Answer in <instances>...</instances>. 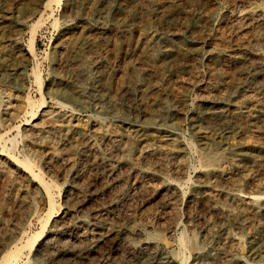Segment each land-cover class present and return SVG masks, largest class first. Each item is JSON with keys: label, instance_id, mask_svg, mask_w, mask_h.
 <instances>
[{"label": "rangeland", "instance_id": "rangeland-1", "mask_svg": "<svg viewBox=\"0 0 264 264\" xmlns=\"http://www.w3.org/2000/svg\"><path fill=\"white\" fill-rule=\"evenodd\" d=\"M45 1L0 0V264H264V0Z\"/></svg>", "mask_w": 264, "mask_h": 264}, {"label": "bare ground", "instance_id": "bare-ground-1", "mask_svg": "<svg viewBox=\"0 0 264 264\" xmlns=\"http://www.w3.org/2000/svg\"><path fill=\"white\" fill-rule=\"evenodd\" d=\"M61 1L62 0H46L45 2H44V4H43V6H42V8L45 10L46 9V7H49V5H51V3L52 2H56L57 4H60L61 3ZM86 16V15H85ZM246 18V17H245ZM244 19V18H243ZM41 19H39L37 22H36V24L37 23H39V21H40ZM2 21V20H1ZM35 24H33L32 26H31V37H30V50H31V52H32V61H34L35 60V49H34V39H35V32H36V30H35ZM168 39V38H167ZM15 40V39H14ZM10 41V40H9ZM163 42L164 43H168L169 42V40L167 41L166 39H164L163 40ZM14 44V43H13ZM163 44V43H162ZM62 45V44H61ZM165 45V44H164ZM64 46V45H63ZM14 48V47H13ZM2 49V48H1ZM1 49H0V51H1ZM4 49V48H3ZM3 51V50H2ZM11 51V50H10ZM7 52H8V49H7ZM28 53V52H27ZM11 55V54H10ZM28 55V54H27ZM52 55H53V59H55V48H54V50H53V52H52ZM82 56V55H81ZM6 57V56H5ZM59 57V56H58ZM90 59V58H89ZM100 59V58H99ZM28 60V59H27ZM85 60V59H84ZM81 62V61H80ZM261 62V61H260ZM264 62V61H263ZM7 63V62H6ZM5 63V64H6ZM84 63V62H83ZM88 64V63H87ZM89 65V64H88ZM8 67V66H7ZM13 67V66H12ZM264 69V64H260L259 63V65H257L256 67H255V70H258V69ZM6 69V68H5ZM22 69V68H21ZM6 70H8V68L6 69ZM13 71V70H12ZM18 71H16V73H17ZM23 72V71H22ZM81 73V75L82 74H84V72L83 71H81L80 72ZM248 73H249V71H248ZM32 74H33V79H35V82L38 84V87H39V90H40V92H41V98H40V100H35V99H33V97H31L30 95H26V96H24L23 97V100H22V102H23V109H22V113L24 114V115H27V114H30L32 117H34L35 115H36V113H37V111H38V109L40 108V109H42V107L44 106V99H43V93H42V86H43V81H42V78H41V75H40V72L38 71V69H37V66L36 65H34V67H33V69H32ZM87 74V73H86ZM13 75V74H12ZM27 75V74H26ZM89 75V74H88ZM78 76H80V75H78ZM254 76H256V72H254V73H252L251 74V80H253L254 79ZM5 78V77H4ZM22 78H23V75H22ZM73 78V77H72ZM81 78V77H80ZM84 78V77H83ZM250 79V78H249ZM23 81V80H22ZM54 81V80H53ZM73 82V81H72ZM76 82V81H75ZM23 83V82H22ZM67 88V87H66ZM75 88V87H74ZM77 88V87H76ZM76 92V91H75ZM75 95V94H74ZM54 96V95H53ZM63 96L65 97V98H71V97H73L72 96V94H71V92H67V91H65L64 93H63ZM1 97V96H0ZM78 97V96H77ZM74 98V97H73ZM104 99V98H103ZM59 104H62L63 106H67L68 107V103H66V102H64V101H60L59 99H57L56 100ZM112 103V102H111ZM228 103V102H227ZM2 104V103H1ZM226 104V103H225ZM229 105V104H228ZM5 106H6V104H5ZM115 106H118V105H115ZM104 108H106V109H108L107 107H104ZM1 109V108H0ZM112 109V108H111ZM4 110V109H3ZM8 110V109H7ZM6 110V111H7ZM109 110V109H108ZM259 110V109H258ZM112 111L116 114V115H118L119 114V111L117 110V109H115V108H113L112 109ZM257 113V112H256ZM8 114H9V116H13V112H9L8 111ZM230 114V113H229ZM228 114V115H229ZM259 114V113H258ZM199 115V114H198ZM210 115V114H209ZM237 115V114H236ZM8 116V115H7ZM145 116V115H144ZM150 116H151V114H150ZM205 116V115H204ZM221 116H223V115H221ZM199 117V116H198ZM227 117V116H226ZM258 117V116H257ZM229 118H231V117H229ZM235 118V117H234ZM141 119V118H140ZM119 120V119H118ZM151 120V119H150ZM228 120H230V119H228ZM194 122V121H193ZM126 123V122H125ZM145 123H148V122H145ZM167 123V122H166ZM153 124V123H152ZM136 129H133V130H136V131H139V130H144V129H146V124H144V123H142V124H137L136 125ZM166 129H168V128H166ZM235 130V129H234ZM178 134V133H177ZM3 139V136H0V142H1V140ZM225 139V138H224ZM10 140V147H9V149H15L16 148V145H17V138L16 137H14V138H12V139H9ZM5 141V140H4ZM6 143H8V142H6ZM210 145V144H209ZM4 147V146H3ZM5 147H6V144H5ZM213 147V146H212ZM219 147V146H218ZM209 150V149H208ZM214 151V150H213ZM125 153V152H124ZM220 153V152H219ZM126 154V153H125ZM212 154V153H211ZM218 154V153H217ZM202 156V155H201ZM204 156H205V154H204ZM206 156H207V154H206ZM9 157L10 158H13L14 156L12 155V154H10L9 153ZM212 157V156H211ZM9 158V159H10ZM120 158H121V156H120ZM204 159H205V157H203ZM208 158V157H207ZM210 160V159H209ZM17 161V160H16ZM19 161V163L24 167V168H26L27 170H29L31 173V175L32 176H34L37 180H39V183H41L42 185H43V187L45 188V190H46V192H47V194H48V196L47 197H49V206H50V208H52L54 205H55V200H54V197L52 196V194L50 193V188H51V184L49 183V182H46L45 180H44V178H43V176L40 174V173H37V172H35L34 171V164H32V160H31V158H29V157H27L26 155H24V158H23V160H18ZM245 196H247V195H245ZM258 210V209H257ZM49 211V210H48ZM52 213V212H51ZM51 213H48L44 218H43V223H42V231H43V229L45 228V226H46V223L47 222H49V219L51 218ZM51 220V219H50ZM48 225V224H47ZM128 231V230H127ZM38 235V234H37ZM38 237H40V236H38ZM37 240V239H36ZM36 240H35V236H30V237H28L26 240H25V242H24V244L23 245H17L16 244V246H15V249L14 250H10V251H7L5 254H4V262H2L1 264H11V263H14L13 261H14V258H15V256H17V255H19V254H21V252H22V250L24 249V248H26V247H34V245H35V242H36ZM206 257V256H205Z\"/></svg>", "mask_w": 264, "mask_h": 264}]
</instances>
